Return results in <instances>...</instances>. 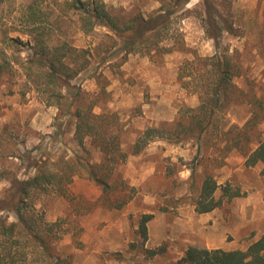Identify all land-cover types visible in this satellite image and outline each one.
Returning a JSON list of instances; mask_svg holds the SVG:
<instances>
[{
	"label": "rangeland",
	"instance_id": "1",
	"mask_svg": "<svg viewBox=\"0 0 264 264\" xmlns=\"http://www.w3.org/2000/svg\"><path fill=\"white\" fill-rule=\"evenodd\" d=\"M103 1L117 15L149 16L170 0ZM212 1L231 22L233 33L224 31L217 41L209 39L197 9L199 0H191L186 6L189 13L184 12L187 8L179 9L172 16L168 40L161 43L172 45L176 51L129 54L121 64V39L107 28L83 34L75 17L55 20L65 9L62 0H0V53L12 58L21 55L22 59L32 54L27 45L31 40L27 8L34 3L41 10L38 15L44 21L51 51L60 49L64 41L85 51L80 60L86 59L88 67L71 81L72 85L94 99L99 93L96 76L106 78L111 101L99 104L94 111L116 112L126 125L121 138L126 158L118 164H105L90 138L78 143L75 121L64 125L61 135L57 133L61 120L57 90L34 89L21 70L7 73L0 82V199L7 194L6 179L34 174L29 155L39 158L43 154L49 158L50 170L56 172L74 168L75 176L66 193L54 190L37 202V208L45 211L46 221L57 222L62 229L58 248L63 256L72 254L74 264H172L190 246L202 243L219 249L224 246L222 239L236 236L237 197L204 214L196 211L194 198L206 172L218 185L228 184L242 195L247 194L250 184L264 182L262 164L247 167L235 148L222 152L224 131L244 126L253 108L259 115L257 130L264 137V0ZM11 39H20L24 45L15 48ZM215 54L228 57L239 68L240 75L233 84L245 93L242 103L217 114L218 129L207 142L155 138L133 155L131 145L147 128L194 121L192 109L201 103L194 85L206 77L202 59ZM102 57H107L104 64H100ZM202 73L204 76L199 75ZM91 166L108 183L107 193L88 179L83 168ZM220 194L218 189L215 197ZM123 199L126 204L116 208ZM146 214L153 218L147 225L148 241L143 243L137 229ZM237 232L238 236L245 231ZM250 242L244 244L246 249ZM151 251L158 254L151 255Z\"/></svg>",
	"mask_w": 264,
	"mask_h": 264
},
{
	"label": "trees",
	"instance_id": "2",
	"mask_svg": "<svg viewBox=\"0 0 264 264\" xmlns=\"http://www.w3.org/2000/svg\"><path fill=\"white\" fill-rule=\"evenodd\" d=\"M190 2L191 0H170L168 3L163 2L149 16L141 13L128 16L114 14L103 0H62L61 4L65 9L63 13L56 15L55 20L63 17L72 20L75 17L83 34H90L98 27L107 28L121 39L119 51L124 53L123 64L129 54L150 55L153 51L160 54L176 51L172 45L161 43L168 40L167 35L174 22L172 16L177 10L187 8ZM27 9V25L30 30L27 34L31 37L27 45L33 52L26 59H22L21 55L12 58L5 52L0 53V82L7 73L21 70L34 89L41 92L50 88L57 90L58 119H61L56 125L57 133L61 135L64 125L70 126L75 121V137L79 144H83L88 137L92 145L103 154V163L123 162L127 152L121 148V138L126 131V125L121 122L116 112L94 111L99 104L111 101V93L106 90L108 80L101 75L96 76L99 93L94 99L81 87L72 85L71 81L88 67L86 59L80 60L85 53L84 49L64 41L60 49L51 51L44 21L38 15L41 10L34 3ZM197 9L209 39L217 41L224 31L233 33L231 22L212 0H199ZM184 12L189 13L190 9L187 8ZM114 35L107 34L112 40L115 39ZM11 41L15 48L24 45L20 39ZM106 59L107 57H102L100 64H104ZM202 61L206 77L201 83L194 85L201 101L198 108L192 109L195 112L192 113L194 121L186 123L178 120L173 127L162 123L158 127L147 128L131 145L130 151L133 155L141 153L155 138H175L180 141L196 139L201 143L207 142L218 129L217 114L226 112L232 104L242 103L245 93L233 84L240 71L231 59L215 54ZM196 71L199 72L198 69ZM204 73L199 75L204 76ZM183 76L180 75V78ZM65 89L68 92L65 93ZM249 104L252 108L253 103ZM251 114L241 128L232 126L224 131L222 140L225 139L226 145L222 152H230L235 148L245 158L247 167L262 164L264 174V137L257 130L259 115L254 108ZM233 132L237 135L230 136ZM28 158L34 174L27 173L23 179H6L9 182L7 194L0 199V264H74L73 255L63 256L58 248L62 237L59 224L46 221L44 209L37 208V202L50 196L52 191L56 190L62 195L67 192L75 176L74 168L68 167L56 172L50 170L49 158L43 154L39 158L36 155H29ZM83 169L87 171L88 179L107 193L109 185L98 175L95 168L91 166ZM204 174L199 195L194 198L198 213L212 212L224 200L242 196L228 184L218 185L212 174ZM218 189L221 194L216 198ZM121 202L115 207L119 208L127 201L123 199ZM152 218L151 214L143 215L138 226L137 234L143 243L148 241L147 225ZM150 253L158 254L157 251ZM172 264H264V236L246 250L209 249L204 244L197 243L188 247L184 255Z\"/></svg>",
	"mask_w": 264,
	"mask_h": 264
},
{
	"label": "crops",
	"instance_id": "3",
	"mask_svg": "<svg viewBox=\"0 0 264 264\" xmlns=\"http://www.w3.org/2000/svg\"><path fill=\"white\" fill-rule=\"evenodd\" d=\"M262 170L263 168L261 169V177L264 176ZM246 192L247 194L236 198V202L239 203V208L235 211L234 231L236 236L232 240L222 239L224 246L219 249L225 251L244 250L246 249L244 244L247 241H251L252 244L264 236V182L250 184ZM236 229L240 231L244 229L245 232H243V235H238L240 236L238 237ZM211 248L218 249L214 246Z\"/></svg>",
	"mask_w": 264,
	"mask_h": 264
}]
</instances>
